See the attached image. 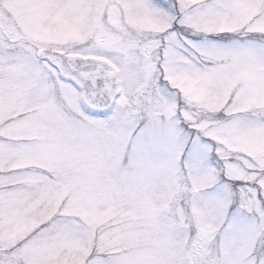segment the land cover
Here are the masks:
<instances>
[{"label":"snow or ice","instance_id":"snow-or-ice-1","mask_svg":"<svg viewBox=\"0 0 264 264\" xmlns=\"http://www.w3.org/2000/svg\"><path fill=\"white\" fill-rule=\"evenodd\" d=\"M0 264H264V0H0Z\"/></svg>","mask_w":264,"mask_h":264}]
</instances>
